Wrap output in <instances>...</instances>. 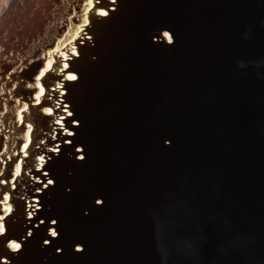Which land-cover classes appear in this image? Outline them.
<instances>
[{"label":"water","instance_id":"1","mask_svg":"<svg viewBox=\"0 0 264 264\" xmlns=\"http://www.w3.org/2000/svg\"><path fill=\"white\" fill-rule=\"evenodd\" d=\"M89 14L28 102L55 135L1 264H264V0H94ZM27 68L5 84L26 89Z\"/></svg>","mask_w":264,"mask_h":264},{"label":"bare ground","instance_id":"2","mask_svg":"<svg viewBox=\"0 0 264 264\" xmlns=\"http://www.w3.org/2000/svg\"><path fill=\"white\" fill-rule=\"evenodd\" d=\"M93 3L94 0H34L25 11V0H9L7 6L0 10V53L9 52L8 57L3 60L5 65L0 69V72L5 71L0 82V217H3L0 223L4 224L6 232L4 235L0 234V264L5 252L4 246L8 248L5 245L7 236L14 233L18 235L20 232V222L24 218L21 196L27 193L30 175L36 180L32 171L35 166L34 157L38 160L36 167L43 162L42 157L36 156L37 147L50 131L53 137L55 135L53 127L42 122L44 115L38 113L35 107L25 108V105L40 98L39 95L44 90L40 77L54 59L57 64L52 65V73L54 69L60 71L65 68L68 56L77 53L76 39L85 25V16L89 21ZM37 59L40 61L37 62ZM22 66L29 67L20 76L28 80L23 85L21 83L26 89L16 88L17 80L11 81L7 86L5 83L9 73L20 70ZM69 75L72 74H65V77ZM242 79L244 80V76ZM224 85L219 92L222 96L230 93V86L226 83ZM32 86L34 88L31 91ZM43 105L47 106L45 103ZM43 110L50 111L46 107ZM215 110L222 111L221 107ZM57 120L60 119L56 117L54 121ZM25 145L28 147L25 148ZM255 150L261 153L253 161V165L259 168L264 158V147ZM17 164L21 169L19 175L16 174ZM4 197H7V201H4ZM9 207L11 212H8ZM256 224L263 227L264 217Z\"/></svg>","mask_w":264,"mask_h":264},{"label":"snow or ice","instance_id":"3","mask_svg":"<svg viewBox=\"0 0 264 264\" xmlns=\"http://www.w3.org/2000/svg\"><path fill=\"white\" fill-rule=\"evenodd\" d=\"M9 0H0V10H2L4 7L7 6ZM101 15H108V12L107 11H103L100 13ZM88 23V19H87V16H85V19H84V24H87ZM164 36L167 37L168 41L171 42L172 41V37L169 33L165 32L164 33ZM75 51V49L73 50ZM65 67H67V65H65ZM68 79L70 80H75L77 79V77L75 75H69L68 76ZM43 91V90H42ZM27 107V105H25V108ZM68 115L70 116L71 113L69 112ZM31 128V126L29 125V129ZM28 145H25V148H27ZM83 157H81L82 159ZM20 165L17 164L16 165V174L19 175L20 174ZM48 183H52V181H48ZM4 201H7V197H4ZM97 203H100V201H97ZM8 212H11V207L8 208ZM3 220V217H0V221ZM52 223H55V221H53ZM5 232V227H4V224L3 223H0V234H3ZM51 235L52 236H56L57 235V232L53 229L51 231ZM45 243H48V241H45ZM10 247L13 249V250H18L20 249L21 245L20 243H17V242H11L10 243Z\"/></svg>","mask_w":264,"mask_h":264}]
</instances>
